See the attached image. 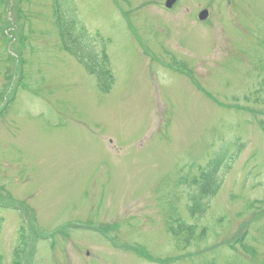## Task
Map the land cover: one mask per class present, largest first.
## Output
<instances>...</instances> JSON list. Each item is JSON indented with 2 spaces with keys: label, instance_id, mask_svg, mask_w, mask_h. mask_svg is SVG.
Returning <instances> with one entry per match:
<instances>
[{
  "label": "rangeland",
  "instance_id": "374dc122",
  "mask_svg": "<svg viewBox=\"0 0 264 264\" xmlns=\"http://www.w3.org/2000/svg\"><path fill=\"white\" fill-rule=\"evenodd\" d=\"M167 1H61L102 88L56 0H0V264H264V0Z\"/></svg>",
  "mask_w": 264,
  "mask_h": 264
},
{
  "label": "trees",
  "instance_id": "16d2710c",
  "mask_svg": "<svg viewBox=\"0 0 264 264\" xmlns=\"http://www.w3.org/2000/svg\"><path fill=\"white\" fill-rule=\"evenodd\" d=\"M62 0H56V6L58 10V25H60V32L62 42L64 43V50L68 53H71L83 66L90 70L91 74H93L96 78H98L99 84L102 85V88H106L107 83L114 79V74L112 73L111 62H109V58L107 57V52L104 54V58L100 59L99 54L95 52L94 49V41L93 36L89 33L88 29L86 30L84 25L79 22V24H70L66 18H64L63 10H62ZM73 2V0H65ZM60 7V10H59ZM78 27H81V32L77 30ZM104 52V51H103ZM227 157L228 152L224 154ZM237 155L234 153V157H230L225 163V160L222 159H214L213 162L209 165L210 170L209 173L204 174L202 180L199 182V191L200 197L195 198V203L197 208L202 209L204 212L205 206L200 205L201 198L205 197L206 200H210L214 194L218 191V187L220 183L217 180V173L220 172L223 168V165H227L231 167L232 163L236 161ZM227 168V167H226ZM229 169V168H228ZM217 186V187H216ZM185 224V223H183ZM195 226L188 227L183 225L182 233H188L189 237L194 234ZM23 245L25 246L26 237L25 232L21 234ZM17 255V259L19 254Z\"/></svg>",
  "mask_w": 264,
  "mask_h": 264
},
{
  "label": "water",
  "instance_id": "95a60500",
  "mask_svg": "<svg viewBox=\"0 0 264 264\" xmlns=\"http://www.w3.org/2000/svg\"><path fill=\"white\" fill-rule=\"evenodd\" d=\"M179 0H168L166 5L169 9H172L174 4L177 3ZM209 17L208 11L202 12L200 14V20L201 21H206V19Z\"/></svg>",
  "mask_w": 264,
  "mask_h": 264
}]
</instances>
